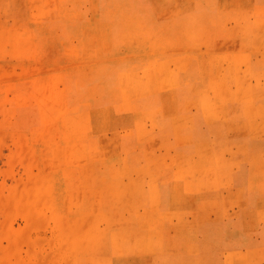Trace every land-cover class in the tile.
<instances>
[{
	"label": "crops",
	"instance_id": "1",
	"mask_svg": "<svg viewBox=\"0 0 264 264\" xmlns=\"http://www.w3.org/2000/svg\"><path fill=\"white\" fill-rule=\"evenodd\" d=\"M93 1L131 4L98 24L117 36L100 66L131 78L62 81L65 115L111 150L69 177L122 201L86 205L92 225L118 214L133 264H264V0Z\"/></svg>",
	"mask_w": 264,
	"mask_h": 264
},
{
	"label": "rangeland",
	"instance_id": "2",
	"mask_svg": "<svg viewBox=\"0 0 264 264\" xmlns=\"http://www.w3.org/2000/svg\"><path fill=\"white\" fill-rule=\"evenodd\" d=\"M130 7L0 0V264H111L110 231L114 256L122 258L114 264H133L126 260L134 251L127 233L111 228L124 220L107 211L94 227V212H84L89 204L97 210L120 205L121 198L100 189L94 194L91 180L69 177L93 171L92 157L111 150H95L83 123L65 115L62 82L111 78L116 69L100 65L115 61L109 49L117 36L113 26L98 24L120 22ZM255 11L264 14V8ZM149 66L157 74L162 65Z\"/></svg>",
	"mask_w": 264,
	"mask_h": 264
},
{
	"label": "bare ground",
	"instance_id": "3",
	"mask_svg": "<svg viewBox=\"0 0 264 264\" xmlns=\"http://www.w3.org/2000/svg\"><path fill=\"white\" fill-rule=\"evenodd\" d=\"M51 12V11H50ZM186 13V12H185ZM190 13V12H189ZM181 14V13H180ZM160 59V58H159ZM160 61V60H159ZM158 61V62H159ZM154 64H157V63H154ZM145 68H146V66L144 67V69H143V71L142 72H146V71H144L145 70ZM125 71V70H124ZM128 70H126L125 72H127ZM43 74V73H42ZM133 74V73H132ZM127 75H128V77H130V75H129V71H128V74H126V73H123V74H121V75H119L118 74V72H116V70H114L113 72H112V75H111V78H128L127 77ZM135 76V75H134ZM133 76V77H134ZM143 76V75H142ZM146 78V75L145 76H143L142 78ZM109 78V77H108ZM131 78V77H130ZM137 78V77H136ZM3 79H5V78H3ZM132 80V79H131ZM141 80V79H140ZM127 81V80H126ZM134 81V80H133ZM118 82H119V80H118ZM140 82V81H139ZM135 83V82H134ZM136 83H137V80H136ZM142 83V82H141ZM113 84V83H112ZM142 85H144V84H142ZM112 86V85H111ZM113 87H114V85H113ZM112 87V88H113ZM138 87V86H137ZM146 87H147V85H146ZM134 88V90L136 89L135 87H133ZM140 88V87H139ZM143 88V87H142ZM117 88L115 87V90H116ZM118 91V90H117ZM135 92V91H134ZM144 92V91H143ZM145 92H147L146 90H145ZM141 95V94H140ZM13 97V96H12ZM14 98V97H13ZM23 102V101H22ZM21 102V103H22ZM24 105V104H23ZM22 106V105H21ZM201 114H203V113H201ZM63 148V147H62ZM18 149V148H17ZM78 150V149H77ZM74 151H75V149H74ZM79 151V150H78ZM63 154V153H62ZM48 156V155H47ZM55 157V156H54ZM75 160H76V158H75ZM51 162V161H50ZM56 162V161H55ZM5 197V196H4ZM1 200V199H0ZM7 200H9V199H7ZM4 202H6L5 200H4ZM19 205V204H18ZM18 210H19V207H18ZM6 211H7V209H6ZM9 212V211H8ZM3 214V213H2ZM3 217H4V215H3ZM2 222V221H1ZM1 227V226H0Z\"/></svg>",
	"mask_w": 264,
	"mask_h": 264
}]
</instances>
